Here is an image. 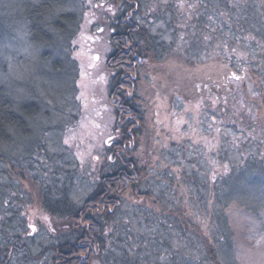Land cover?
<instances>
[{
  "label": "trees",
  "instance_id": "16d2710c",
  "mask_svg": "<svg viewBox=\"0 0 264 264\" xmlns=\"http://www.w3.org/2000/svg\"><path fill=\"white\" fill-rule=\"evenodd\" d=\"M67 1L15 0L14 8L7 18L0 13V30L6 23L17 34L14 37L10 32L9 41L17 43L23 39L28 47H34L40 52L39 59L53 73H60L68 60L62 57L64 43L73 31L65 22L76 21V14L73 9H68ZM103 1L117 5L108 22L111 48L105 59L106 68L111 72L109 100L115 114L114 143L106 149V154L113 157V161L103 167L95 189L81 203L71 200L67 192L50 194L38 179L32 177V168L36 164L39 169L41 163H34L33 154L39 138L33 140V135L36 127L35 135L43 134L37 124V116L42 109L39 102L42 100L31 95L17 101L13 94L20 85H8L2 77L7 70L4 65L0 68V255L23 247V250L29 251L32 247L29 217H24L17 210L20 206H27L30 208L28 215L32 211L34 203L29 194L28 200L21 198L24 192L20 183L26 179L38 185L35 187V204L55 225V229L49 232L55 233L56 237L48 235L49 241L42 248L44 251L50 249L51 264H90L95 258L102 264H164V247L169 249L168 264H205L192 256V252L198 251L193 249H198V246L193 244L189 249V243L186 251L184 248L179 250L177 244L173 246L168 239L165 241L166 238L161 237L169 233L162 222L170 218L163 215L159 217V233L155 229L153 238L152 235L144 237L148 238L145 242L148 244L145 246H148V253L136 252L133 255L124 243L112 240L114 235L109 231V228L113 232L114 229L118 230L120 225L132 226L134 221L148 222L149 225L156 223L155 218L150 219L153 212L144 205L145 199L153 198L164 206L174 205L173 194L144 179L142 170L132 156L138 149V139L143 129L150 121L148 112L152 114L159 97L162 104L155 106L160 105L170 110L171 114L173 110L179 112L185 108H191L194 114H199L198 117L202 113L206 114L211 121L212 132L219 133L234 127L242 131L245 129L248 138L238 142L237 147L243 153L235 164L228 159L229 150H223L224 154L220 147L206 152V157L201 154L193 160L194 168L199 170L205 168V171H209L210 168L214 175L217 168L221 170V175H217L212 182L211 179L203 181L202 176H190L189 180L182 177L187 189L186 206L198 205L197 212L207 216L219 230L220 237L216 234L214 240L209 238L210 244L206 247L209 258L213 257L215 261L222 254L223 258L228 257L226 260L229 263L230 256L234 258L232 234L226 218L229 208L239 206L255 218L259 214L252 207L257 196L239 191V180H231L229 175L258 165H261L259 170L264 172L261 152L264 132L261 138L255 140L256 143L251 144L254 129L247 126L245 116L241 119L232 114L229 108L225 112L218 107L217 112L214 102L211 110L204 112V105L209 93L214 95V101H218L221 107L227 106L230 93H238L235 100L241 109L251 101L259 110H263L264 0ZM69 2L75 5V0ZM62 36L65 37L64 41L60 38ZM175 39L191 41L198 52L190 56ZM14 59L17 61L16 56ZM155 63L158 84L164 86L157 90L158 97L148 99L144 104L142 87L145 81L142 72L147 71L145 78L152 79L155 72L150 67H154ZM15 64L20 65L18 62ZM184 130L180 132L186 133L185 127ZM202 131L206 132L207 129L202 128ZM245 143L250 146L246 147ZM245 154L248 157L243 159ZM24 158L27 161H23ZM213 159L217 163L215 167H211ZM25 170L28 173L24 178L17 181L7 178L13 171L18 176ZM258 192L264 197L261 190ZM127 193L136 197L138 203L127 201L124 198ZM107 240H112L110 245L106 244ZM0 264H3L2 261Z\"/></svg>",
  "mask_w": 264,
  "mask_h": 264
},
{
  "label": "rangeland",
  "instance_id": "374dc122",
  "mask_svg": "<svg viewBox=\"0 0 264 264\" xmlns=\"http://www.w3.org/2000/svg\"><path fill=\"white\" fill-rule=\"evenodd\" d=\"M14 5L15 0H0V13L7 18ZM67 6L69 10L73 9L75 12L76 21L65 22V25L73 32L64 43L62 57L68 60L60 73L49 71L39 59L40 52L34 47H28L23 39L20 42L11 43L8 39L10 32L14 37L17 34L6 23L3 30H0V68L4 65L7 70L2 77L8 85L13 83L20 85L13 94L17 101L31 95H36L42 100L38 101L42 109L41 114L37 116V124L41 127L43 134L35 135L36 127L33 135V140L39 138L33 154L34 163L36 161L41 163L38 164L39 169L35 166L36 164L32 166L30 172L32 177L38 179V182H41L50 194L67 192L71 200L81 203L95 189L101 172L104 170L103 167L113 161V157L106 154V149L114 143L115 114L109 100L111 72L106 68L105 59L111 48L108 22L114 15L117 5L103 0H75V5L72 6L68 0ZM170 33L171 31L169 35ZM60 38L65 40L63 36ZM176 42L182 50L188 51L190 56L198 52V48L189 40ZM13 56H16L17 61ZM15 62L20 65H16ZM156 69V63L154 67L153 65L150 67V70L155 72L152 79L145 78L146 70L142 72L143 81L146 82L142 87L144 104L148 99L154 100L158 97L157 90L164 86L162 83L158 84ZM48 72L50 73L46 74ZM149 89L152 92L149 93ZM238 96V93H230L227 106L221 107L218 101H214V95L209 93L205 100L204 112L210 111L214 102V110L217 112L218 107L225 112V109L229 108L232 114H236L241 119L245 116L247 126L254 129L252 134L254 139L251 137V144L256 143L255 140L261 138L264 132V104L263 110H259L255 103L249 101V105L241 109L238 101L235 100ZM156 100V104H162L159 97ZM154 106L152 114L148 112L150 121L143 129L138 139V149L132 156L138 163L139 169L142 170L144 179H148L149 183L156 184L159 188L168 189L173 194L174 205L164 206L154 201L153 198L145 199L144 205L153 212V217L150 219L155 218L156 223L149 225L148 222L134 221L132 226L120 225L118 230L114 229L115 233L109 228L110 233L114 235L112 240L124 243L133 255L136 252L148 253V246L145 247L148 245L145 243L148 238L144 237L152 235L153 238L155 229L159 233L157 230L159 229V217L163 215L167 219L170 218L168 221L162 218V223L165 224L169 233H164L161 237L166 238L165 241L168 239L173 246L177 244L179 250L184 248L183 250L186 251L189 243L191 244L189 249L193 244L198 246V249H193L198 251L192 252L196 260H202L205 264H230V261L231 264H264V197L258 192L261 190L264 194V172L259 170L261 165L229 175L231 180L232 178L239 180L237 185L239 191L253 193L257 196L252 207L259 211L258 218H255L242 211L239 206L229 208L226 218L229 221L233 244H231V249L234 252V258L230 256L229 263L226 260L228 257L225 256L224 259L222 254L219 260L214 261L213 257L209 258L206 249L210 244L209 238L214 240L219 230L207 216L204 217L202 212H197L198 205L186 206L187 189L182 183L184 176L188 180L190 176H202L203 181L207 182L211 179L212 182L217 175H221L222 172L218 168L215 170V175L210 168L209 171L207 169L205 171V168L201 170L194 168L193 160L198 159L201 154L206 157V152L209 153V150L214 151L219 147L221 151L229 150L228 159L235 164L240 157L242 158L243 153L242 149L237 147L238 142L248 138L244 133L245 129L242 131L241 128L234 127L235 129H227L219 133L212 132L211 121L206 114L202 113L198 117L199 114H194L191 108H185L184 111L179 112L173 110L174 113L171 114L170 110L160 105ZM257 117L261 120H257ZM184 127L186 133H183L185 132ZM202 128L207 131H202ZM245 144L246 147L250 146ZM261 152L262 165H264V144ZM247 157L248 154H245L243 159ZM208 165L210 166V163ZM216 165V160L213 159L211 167ZM27 173L28 171L25 170V173L20 172L17 176L13 171L7 175V178L17 181L19 178L26 177ZM20 184L25 194H21L23 195L21 198L24 201L28 200L29 194L34 203L29 215V207L17 208L20 214L29 217L27 219L31 227L32 247L29 251L23 250L25 247L9 251L7 255H0V261L3 264H51L50 249L45 252L42 248L49 241L48 235L56 237L55 233L50 234L49 232L50 229H55V225L35 204L37 199L35 187L38 185L26 179ZM16 195L19 196V194ZM124 198L129 202L138 203L139 201L130 193H127ZM218 236L220 237V234ZM111 241L107 240L106 244L110 245ZM168 254L169 249L164 247L162 256L164 264L169 263ZM148 257L150 256L146 258ZM90 264H102V262L95 258Z\"/></svg>",
  "mask_w": 264,
  "mask_h": 264
},
{
  "label": "snow or ice",
  "instance_id": "6c2138e0",
  "mask_svg": "<svg viewBox=\"0 0 264 264\" xmlns=\"http://www.w3.org/2000/svg\"><path fill=\"white\" fill-rule=\"evenodd\" d=\"M258 243H259V241H258Z\"/></svg>",
  "mask_w": 264,
  "mask_h": 264
}]
</instances>
